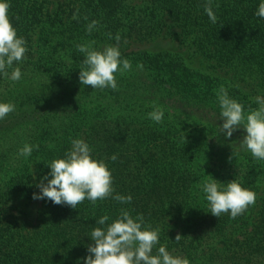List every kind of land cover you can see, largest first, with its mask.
I'll use <instances>...</instances> for the list:
<instances>
[{
    "label": "trees",
    "instance_id": "obj_1",
    "mask_svg": "<svg viewBox=\"0 0 264 264\" xmlns=\"http://www.w3.org/2000/svg\"><path fill=\"white\" fill-rule=\"evenodd\" d=\"M206 2L9 0L11 22L28 50L13 64L21 69L19 81L9 78L13 68L8 76L0 73V102L15 104L0 120V264H85L92 230L106 228L121 209L143 214L161 230L159 244L190 264H264V160L242 147L243 127L230 138L219 133L217 97L223 85L245 115L259 107L252 93L264 97V18L255 14L264 0H213L216 23ZM166 19L177 28L168 35L232 79L192 67L180 53L129 48L131 41L165 36ZM92 20L99 25L89 34ZM117 33L121 59L131 62L130 70L115 74L118 89L82 85L84 54L76 46L93 40L95 48L115 45ZM154 106L164 110L162 123L148 116ZM73 139L105 160L113 195L130 194L131 202L85 199L73 209L45 198L35 223L15 220L10 211L17 199L35 190ZM26 143L39 145L27 157L19 154ZM210 175L222 186L238 179L256 193L255 204L235 219L213 216L202 191ZM105 214L109 220L97 224Z\"/></svg>",
    "mask_w": 264,
    "mask_h": 264
},
{
    "label": "clouds",
    "instance_id": "obj_2",
    "mask_svg": "<svg viewBox=\"0 0 264 264\" xmlns=\"http://www.w3.org/2000/svg\"><path fill=\"white\" fill-rule=\"evenodd\" d=\"M213 0H207L204 10L212 23H216L217 16L212 7ZM219 7V5H216ZM9 0H0V73L8 76L7 69L13 68L14 62H20L27 52L26 40L17 35V29L13 26L9 16ZM264 18V2L258 6L255 13ZM74 13L73 19H78ZM87 19V17H85ZM99 21L92 20L87 25V32L92 33L97 28ZM109 39L112 34L107 33ZM115 45H108L101 49L93 47L94 40L78 44L77 50L84 54V59L79 72V80L82 85L91 86L93 89L111 88L118 89L116 73L123 74L131 69L128 59H121L119 48L120 35L115 36ZM142 69V65H138ZM12 81H19L22 72L19 67L13 68L9 77ZM220 116L223 124L219 133H224L230 138L233 132L243 127L245 135L242 138V147L249 151L258 160H264V97H256L259 105L251 109L247 115L244 106L236 99L230 98L227 89L221 85L217 91ZM15 111L12 102H0V120ZM151 120L162 123L164 110L154 106V110L148 113ZM72 147L63 158L51 161L50 173L38 183L39 194H33L34 199L47 198L56 205H67L77 208V205L85 199L96 204L98 200L112 197L120 203H130L132 196L114 193L112 171L104 159L94 158L93 149L83 139H73ZM33 147L39 145L25 144L19 154L30 156ZM238 153L233 152V155ZM232 157H229L231 160ZM117 156L112 155L115 161ZM50 176V178H49ZM211 176V175H210ZM45 180L47 181L45 183ZM202 191L206 194L209 203V211L213 216L220 217L222 213H230L235 219L244 214L249 206L256 202V193L242 186L238 179H233L222 186L212 176L202 185ZM109 220L107 214L101 216L96 223L105 225ZM160 229L146 224L143 214L133 217L127 209H121L119 216L106 228L95 227L91 232L93 244L88 245V255L85 264H190V261L182 256L171 254L165 245L159 244ZM182 236L177 233L175 241L179 242ZM159 244L155 254L153 249Z\"/></svg>",
    "mask_w": 264,
    "mask_h": 264
},
{
    "label": "rangeland",
    "instance_id": "obj_3",
    "mask_svg": "<svg viewBox=\"0 0 264 264\" xmlns=\"http://www.w3.org/2000/svg\"><path fill=\"white\" fill-rule=\"evenodd\" d=\"M177 28L174 24L166 19V24L164 26V35H161L157 38H154L149 41L137 42L131 41L129 48L133 50H146V51H159V50H168L171 52L180 53L188 65L201 69L206 73L211 75H217L226 80H231L230 73L226 70H223L215 66L211 61L204 60L194 52V48L190 44H186L183 41L176 39L168 35L166 32H174ZM105 46H100L97 49H101ZM228 72V73H227ZM244 83H238V86L243 87ZM252 98L256 100V95L252 93ZM263 188V185H261ZM261 192V191H260ZM260 192L258 195H260ZM38 194V188L35 187V190L31 194H24L15 203V208L10 211L14 216L15 220L19 222H28L35 223L38 210L40 207V199H34L33 194ZM256 211V209H254Z\"/></svg>",
    "mask_w": 264,
    "mask_h": 264
}]
</instances>
